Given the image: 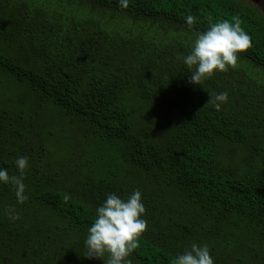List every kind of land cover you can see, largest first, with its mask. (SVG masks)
Listing matches in <instances>:
<instances>
[{"label":"trees","instance_id":"trees-1","mask_svg":"<svg viewBox=\"0 0 264 264\" xmlns=\"http://www.w3.org/2000/svg\"><path fill=\"white\" fill-rule=\"evenodd\" d=\"M76 1L112 12V27L120 30L110 38L85 26L65 30L42 22L38 34L23 33L22 46L0 35V137L6 134L0 141L6 137L18 145L4 120H11L12 105L33 97L48 104L51 123L52 116L72 120L91 145L112 153L93 159L103 177L87 180V190L74 196L69 188L33 182L25 173L23 210L41 218L22 230L6 216L17 201L15 189L0 182V215L6 218L0 219V264H43L49 245L32 252L19 248L35 242L36 234L50 241L51 230L42 225L55 228L57 253L71 246L76 253L107 195L127 199L136 189L147 230L128 257L131 264H170L193 243L207 244L214 264H264V95L229 94L213 84V76L202 85L189 83L194 69L177 59L190 53L196 32L207 30L206 17L217 22L239 15L253 45L239 59L264 69V18L227 0H129L126 9L118 0ZM188 15L197 18L193 28ZM34 16L41 20L40 12ZM165 28H179L181 42L157 49ZM20 48L29 53L22 63L13 56ZM18 88L25 90L23 97L5 96ZM224 92L228 100L217 110L209 99ZM5 153L0 149V169L20 175L7 159L12 153ZM44 264L55 263L48 257Z\"/></svg>","mask_w":264,"mask_h":264},{"label":"rangeland","instance_id":"rangeland-1","mask_svg":"<svg viewBox=\"0 0 264 264\" xmlns=\"http://www.w3.org/2000/svg\"><path fill=\"white\" fill-rule=\"evenodd\" d=\"M36 12H40L42 16L40 21L34 16ZM111 13L108 10L103 11V9L91 10L86 3H80L76 0H0V25L4 22L0 26V35L9 40H15L14 43L16 42L22 46L23 40L21 37L23 33L38 34L37 29L39 26H42V22H45L46 25L51 23L52 26H63L65 30L85 26L87 29L93 28L98 32H104L112 38L114 32H118L120 29L114 30V27H112L117 25L110 21ZM6 24H12L11 26H15L16 28L9 29V27H6ZM165 29V35L161 36L158 34L159 45L158 48L156 47L157 49L165 48L168 46L167 44L178 45L181 42L179 28ZM121 33L123 32L115 33V39L120 38ZM24 51L21 49L20 52L17 51L13 55L16 58L19 57L21 63L25 55H29V53ZM163 64L159 63L161 68ZM232 70L231 74L234 75L216 71L213 78H211L214 80L213 84L216 87L225 86L228 88L227 91H229V94L233 93V91L235 93L244 91L249 99L252 98L251 94H256L257 90H259V98L264 95L263 68L256 67L250 61H241L238 59L237 66L232 68ZM242 74L245 78L241 76ZM150 86L153 88V84H150ZM24 91L22 88H18L13 92L6 91L5 96L7 98L11 97L12 99L21 98L23 97ZM25 101L26 104H21L20 107L18 104H15L16 108L12 105L9 108L11 120H4L8 126L12 127L11 133H15L12 140L17 142L18 145H11L7 142L6 137L5 140L3 139V142L0 141V149L6 150L5 155L12 153V156H7V159L13 160L16 170H18L15 164L17 158L27 157L29 159V167L25 173L29 175L31 181L45 183L47 180H51L53 187L62 185L63 187L69 188L73 192V196L87 190V186L84 185L87 180H98L103 177L98 172H102V170L98 169L95 172L94 170H96L97 166L90 163L93 159H100L108 155L107 153H112L108 148H104V150L101 147L98 148L95 145L96 142L94 145H91V142L85 138L82 129L75 125L72 120L64 122L59 119V116H52L51 123L49 121L51 118H47L45 112L47 109L45 107L48 104L40 101L38 98L31 97L30 100L27 99ZM53 110L55 115L59 114L58 111ZM45 118L46 121L43 122ZM162 123H165V121H162ZM57 135H60V137ZM4 136L6 134L2 135L0 139L4 138ZM47 165H50V168H44ZM239 167H243V165ZM38 168L42 169L39 174H36L35 169ZM2 201L4 200L0 198V203ZM23 205H26V203L20 204L15 201V205L11 206L20 217L19 219L11 218L13 222L12 226L18 230H22L24 226L28 227L33 222L40 221L41 218V215L38 214H35L33 217V211L27 207H24L23 210ZM6 216L10 217L9 213H6ZM4 218V215H0L1 220H4ZM25 220L27 223L24 225ZM42 227L46 231L47 229L51 230L50 241H47L42 236L38 237V234H36V236L33 235L36 238L35 242L29 245L25 241L19 248L26 250L25 252H32L41 246L49 245V250L44 253L45 256L41 259L43 264L48 257L55 264H104L103 261L107 262L108 255L104 256L103 259H90L86 257L87 253L83 252L85 246L83 247L79 243L75 247V250H77L76 253L70 252L71 249L74 251L73 246H71L69 251L57 253L56 250L58 247L54 250L52 246V239L58 235L54 233L52 236L55 228L53 229L52 226L44 225Z\"/></svg>","mask_w":264,"mask_h":264},{"label":"clouds","instance_id":"clouds-1","mask_svg":"<svg viewBox=\"0 0 264 264\" xmlns=\"http://www.w3.org/2000/svg\"><path fill=\"white\" fill-rule=\"evenodd\" d=\"M121 8L129 7V0H118ZM208 28L205 31L195 33V40L191 51L187 55L177 54V59L183 60L189 69H194L189 77V83L202 85L211 78L216 71L228 72L229 68H235L240 53L246 52L252 45L251 36L244 30V21L239 15H234L231 20L222 19L213 22L212 17H206ZM197 18L188 15L186 23L193 28ZM226 92L213 94L209 101L220 109L221 104L226 103ZM20 175H9L7 169H0V182L11 184L15 189L17 202L23 204L28 197L25 195V172L29 167L27 157H19L15 161ZM64 201L70 199L64 194ZM10 218L19 219L14 208H9ZM146 208L142 202V194L139 189L127 198L123 199L115 193L107 195L105 202L96 210V218L88 229L85 240L87 249L86 257L103 259L108 255L106 264H131L128 257L140 247V239L147 230V221L143 219ZM170 264H214L207 244L202 246L193 243L190 250L186 249L182 254L170 261Z\"/></svg>","mask_w":264,"mask_h":264},{"label":"flooded vegetation","instance_id":"flooded-vegetation-1","mask_svg":"<svg viewBox=\"0 0 264 264\" xmlns=\"http://www.w3.org/2000/svg\"><path fill=\"white\" fill-rule=\"evenodd\" d=\"M229 3H238L240 5L246 6L253 13L264 18V0H227Z\"/></svg>","mask_w":264,"mask_h":264}]
</instances>
